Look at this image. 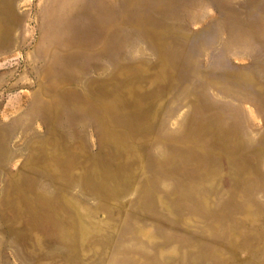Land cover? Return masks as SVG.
Here are the masks:
<instances>
[{
  "label": "rangeland",
  "instance_id": "1",
  "mask_svg": "<svg viewBox=\"0 0 264 264\" xmlns=\"http://www.w3.org/2000/svg\"><path fill=\"white\" fill-rule=\"evenodd\" d=\"M0 264H264V0H0Z\"/></svg>",
  "mask_w": 264,
  "mask_h": 264
}]
</instances>
